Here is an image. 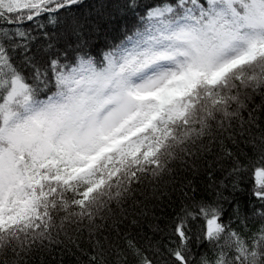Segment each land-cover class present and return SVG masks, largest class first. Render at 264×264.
<instances>
[{
	"label": "snow or ice",
	"instance_id": "1",
	"mask_svg": "<svg viewBox=\"0 0 264 264\" xmlns=\"http://www.w3.org/2000/svg\"><path fill=\"white\" fill-rule=\"evenodd\" d=\"M0 264H264V0H0Z\"/></svg>",
	"mask_w": 264,
	"mask_h": 264
}]
</instances>
